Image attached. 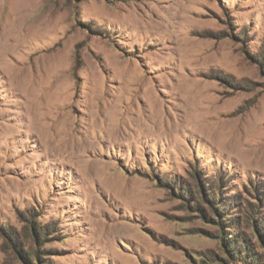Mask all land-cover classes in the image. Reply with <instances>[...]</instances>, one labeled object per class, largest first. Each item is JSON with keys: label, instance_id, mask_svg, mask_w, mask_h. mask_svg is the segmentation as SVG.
<instances>
[{"label": "rangeland", "instance_id": "obj_1", "mask_svg": "<svg viewBox=\"0 0 264 264\" xmlns=\"http://www.w3.org/2000/svg\"><path fill=\"white\" fill-rule=\"evenodd\" d=\"M30 263L264 264V0H0V264Z\"/></svg>", "mask_w": 264, "mask_h": 264}, {"label": "trees", "instance_id": "obj_2", "mask_svg": "<svg viewBox=\"0 0 264 264\" xmlns=\"http://www.w3.org/2000/svg\"><path fill=\"white\" fill-rule=\"evenodd\" d=\"M35 229H36V228H35ZM30 234H31V236L35 239V241H36L37 243H42V242H43V240H42L43 233H40V234H39V233L37 232V230H34L33 233L30 232ZM229 239H230V238H229ZM41 241H42V242H41ZM230 241H232V242H230V243L232 244V247H233V240H230ZM249 252H250V251L247 250V253H249ZM250 253H251V252H250ZM235 254L238 255V254H239V251L237 250V248L234 247L233 250H232V255L236 256ZM249 255H250V254H249ZM34 257L36 258L37 261H39V259H40V258H39V254H37V253L35 254V253H34ZM251 257L253 258V256H251ZM251 257H250V258H251ZM25 259H26V261L28 262L27 258H25ZM28 263H29V262H28ZM30 264H31V263H30Z\"/></svg>", "mask_w": 264, "mask_h": 264}, {"label": "bare ground", "instance_id": "obj_3", "mask_svg": "<svg viewBox=\"0 0 264 264\" xmlns=\"http://www.w3.org/2000/svg\"><path fill=\"white\" fill-rule=\"evenodd\" d=\"M111 107H112V105L109 106V108H111ZM121 113H122V111H121Z\"/></svg>", "mask_w": 264, "mask_h": 264}]
</instances>
